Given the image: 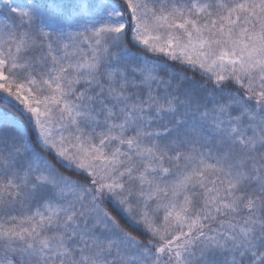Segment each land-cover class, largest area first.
I'll list each match as a JSON object with an SVG mask.
<instances>
[{"label": "snow or ice", "instance_id": "1", "mask_svg": "<svg viewBox=\"0 0 264 264\" xmlns=\"http://www.w3.org/2000/svg\"><path fill=\"white\" fill-rule=\"evenodd\" d=\"M0 264H264V0H0Z\"/></svg>", "mask_w": 264, "mask_h": 264}, {"label": "trees", "instance_id": "2", "mask_svg": "<svg viewBox=\"0 0 264 264\" xmlns=\"http://www.w3.org/2000/svg\"><path fill=\"white\" fill-rule=\"evenodd\" d=\"M152 58L159 60L161 63H166L169 68H171L174 71L177 72H184L186 75L193 76L195 75L196 79H201V77L198 74L193 73L191 70L187 69L183 65H180L176 62H172L167 60V58L162 57V56H153Z\"/></svg>", "mask_w": 264, "mask_h": 264}]
</instances>
